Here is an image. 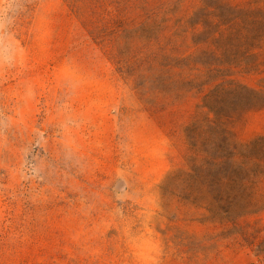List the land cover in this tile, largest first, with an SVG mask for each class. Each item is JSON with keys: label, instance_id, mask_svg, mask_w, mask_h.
<instances>
[{"label": "rangeland", "instance_id": "rangeland-1", "mask_svg": "<svg viewBox=\"0 0 264 264\" xmlns=\"http://www.w3.org/2000/svg\"><path fill=\"white\" fill-rule=\"evenodd\" d=\"M0 264H264V0H0Z\"/></svg>", "mask_w": 264, "mask_h": 264}]
</instances>
